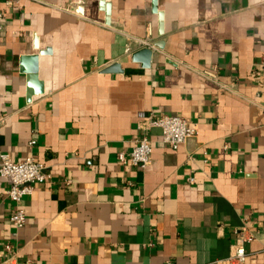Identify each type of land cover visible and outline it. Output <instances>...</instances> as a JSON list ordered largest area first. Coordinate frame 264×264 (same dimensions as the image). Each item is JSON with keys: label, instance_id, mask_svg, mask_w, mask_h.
<instances>
[{"label": "crops", "instance_id": "obj_1", "mask_svg": "<svg viewBox=\"0 0 264 264\" xmlns=\"http://www.w3.org/2000/svg\"><path fill=\"white\" fill-rule=\"evenodd\" d=\"M0 29V151L50 176L20 230L0 179V264H234L241 232L264 264V0H0ZM151 112L195 137L121 163Z\"/></svg>", "mask_w": 264, "mask_h": 264}, {"label": "built area", "instance_id": "obj_2", "mask_svg": "<svg viewBox=\"0 0 264 264\" xmlns=\"http://www.w3.org/2000/svg\"><path fill=\"white\" fill-rule=\"evenodd\" d=\"M259 70L261 82L264 84V54L260 59ZM201 75L209 81L218 83L216 72L205 71ZM154 130L160 131L162 143L174 151L179 150L181 146L196 135V130L185 119L151 112L137 126L139 138L132 152L128 155L120 154L118 156L119 161L123 164L129 163L136 168H147L151 163L153 153L150 137ZM33 144L34 142L31 143V145ZM49 178L47 167L36 161L35 158L29 157L16 162L9 154L0 151V179L7 180L10 184L6 195L14 206L10 223L15 229H22L27 222L23 210L24 200L33 195L37 185L47 183ZM253 240L252 236H248L246 232H241L239 245L235 248V252L229 261L234 264H243L246 259L244 245ZM5 249L8 253L12 251L10 246Z\"/></svg>", "mask_w": 264, "mask_h": 264}, {"label": "water", "instance_id": "obj_3", "mask_svg": "<svg viewBox=\"0 0 264 264\" xmlns=\"http://www.w3.org/2000/svg\"><path fill=\"white\" fill-rule=\"evenodd\" d=\"M152 57H153V53L151 50H148V49L139 51L133 56L134 60L136 61H140L142 59L141 62L143 63L145 68H148L150 66ZM112 72L121 73V70L119 69L118 64L104 70L105 74L112 73ZM42 93H43L42 85H38L36 74H33L30 77V90L28 94L29 95L28 100H30L33 96L40 95Z\"/></svg>", "mask_w": 264, "mask_h": 264}]
</instances>
